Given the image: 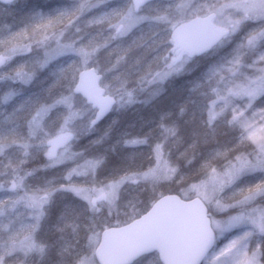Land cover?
<instances>
[{
    "label": "snow or ice",
    "instance_id": "1",
    "mask_svg": "<svg viewBox=\"0 0 264 264\" xmlns=\"http://www.w3.org/2000/svg\"><path fill=\"white\" fill-rule=\"evenodd\" d=\"M0 5V264H264V0Z\"/></svg>",
    "mask_w": 264,
    "mask_h": 264
},
{
    "label": "water",
    "instance_id": "2",
    "mask_svg": "<svg viewBox=\"0 0 264 264\" xmlns=\"http://www.w3.org/2000/svg\"><path fill=\"white\" fill-rule=\"evenodd\" d=\"M124 243V240L122 237L115 236L113 237L111 244L113 248H119Z\"/></svg>",
    "mask_w": 264,
    "mask_h": 264
},
{
    "label": "rangeland",
    "instance_id": "3",
    "mask_svg": "<svg viewBox=\"0 0 264 264\" xmlns=\"http://www.w3.org/2000/svg\"><path fill=\"white\" fill-rule=\"evenodd\" d=\"M36 2L39 5H49L50 3H52V0H36ZM0 7H2V5H0ZM10 19V18H8ZM5 22V18L4 17H0V25H2Z\"/></svg>",
    "mask_w": 264,
    "mask_h": 264
}]
</instances>
